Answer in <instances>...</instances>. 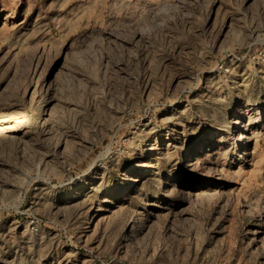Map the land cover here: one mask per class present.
Here are the masks:
<instances>
[{
	"label": "rangeland",
	"instance_id": "374dc122",
	"mask_svg": "<svg viewBox=\"0 0 264 264\" xmlns=\"http://www.w3.org/2000/svg\"><path fill=\"white\" fill-rule=\"evenodd\" d=\"M0 264H264V0H0Z\"/></svg>",
	"mask_w": 264,
	"mask_h": 264
},
{
	"label": "bare ground",
	"instance_id": "6f19581e",
	"mask_svg": "<svg viewBox=\"0 0 264 264\" xmlns=\"http://www.w3.org/2000/svg\"><path fill=\"white\" fill-rule=\"evenodd\" d=\"M19 4H21V1H19ZM238 119L239 118L237 117L231 122L233 124L232 126H234L236 129L239 130L237 133V137L235 139L237 140V142H239L238 143L239 146H243L246 149L248 144L244 140V136H242V134L244 135V129L241 125V122L238 121ZM242 155L243 154H238V157ZM139 156L140 154L138 155L135 154L132 156V160H135V162L132 164V166L126 169V172L123 173V176L120 177V180H118V182L114 186L112 185V189L114 187V189L116 190H118L119 188H121L120 190H122V189H126L127 186L134 185L135 183L139 182V179L132 177V174H136V173L142 174L145 173L146 171H150L154 167V165L151 162H147L145 159H139ZM150 156L151 154L148 153L144 157L150 158Z\"/></svg>",
	"mask_w": 264,
	"mask_h": 264
}]
</instances>
